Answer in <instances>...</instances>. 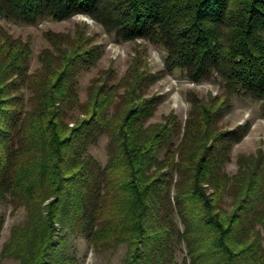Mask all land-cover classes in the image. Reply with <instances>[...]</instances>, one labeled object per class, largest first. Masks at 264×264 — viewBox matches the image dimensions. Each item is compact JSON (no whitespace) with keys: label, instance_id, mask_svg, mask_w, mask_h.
I'll list each match as a JSON object with an SVG mask.
<instances>
[{"label":"trees","instance_id":"16d2710c","mask_svg":"<svg viewBox=\"0 0 264 264\" xmlns=\"http://www.w3.org/2000/svg\"><path fill=\"white\" fill-rule=\"evenodd\" d=\"M80 14L162 46L167 69L195 83L219 75L224 93L193 96L184 126L173 112L150 123L161 97L141 62L119 84L92 80L81 101L79 72L100 57L82 30L45 34L31 72L30 42L0 25V201L26 210L1 260L77 264L72 235L97 252L125 245L124 264H172L181 244L182 264H264V151L229 175L242 134L218 124L234 96L264 113V0H0L1 17L26 25ZM101 135L105 166L88 154Z\"/></svg>","mask_w":264,"mask_h":264},{"label":"rangeland","instance_id":"374dc122","mask_svg":"<svg viewBox=\"0 0 264 264\" xmlns=\"http://www.w3.org/2000/svg\"><path fill=\"white\" fill-rule=\"evenodd\" d=\"M0 25L14 38L30 42L31 72L41 66L40 52L51 47L45 34L55 32L74 35L77 29L82 30L88 39V44L98 49L100 57L93 67L79 72L78 94L81 101L86 99L87 87L92 80L101 75L106 77L111 74L113 76L111 84H119L130 66L135 61L141 62L147 76L151 77L149 84L152 85L148 95L161 97V102L150 123L160 122L163 116L173 112L184 126L189 117L193 96L198 99H208L222 97L224 93V81L219 75L214 74L208 80L195 83L188 79L184 71L167 69L168 54L162 46L146 39L121 41L100 23L86 15H76L64 21L45 18L35 25L22 24L0 16ZM218 124L225 130L240 128L242 134L241 140L233 146L230 159L225 166V171L229 175L237 172V158L240 154H252L259 148L264 151V113L261 111L260 101L246 95L232 97L230 108ZM108 141L107 135H101L97 142L88 148V154L102 166L108 162ZM0 221L3 224L0 239L1 252L2 246L10 237L11 228L25 223L26 210L19 208L14 211L7 200L0 201ZM67 242L69 250L75 252L77 256V264H124L127 253L125 245H120L114 251L97 252L81 237L69 235ZM186 253L185 244L179 245L172 264H182ZM0 264H17V262L12 259L1 260L0 257Z\"/></svg>","mask_w":264,"mask_h":264}]
</instances>
